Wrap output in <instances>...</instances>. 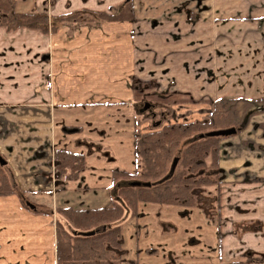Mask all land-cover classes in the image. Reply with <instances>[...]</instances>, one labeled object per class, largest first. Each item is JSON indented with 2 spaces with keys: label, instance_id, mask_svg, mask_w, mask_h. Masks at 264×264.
Listing matches in <instances>:
<instances>
[{
  "label": "crops",
  "instance_id": "1",
  "mask_svg": "<svg viewBox=\"0 0 264 264\" xmlns=\"http://www.w3.org/2000/svg\"><path fill=\"white\" fill-rule=\"evenodd\" d=\"M13 1L17 13L51 20L111 14L128 0ZM130 3L133 21L61 25L46 35L0 28V156L16 190L0 196V264H55L56 221L79 236L105 229L76 230L59 210L110 206L112 172L135 171L142 101L155 98L153 129L201 122L217 100L264 97V0ZM139 121L146 131L148 120ZM262 125L264 113L256 114L220 141L219 183L196 205L138 203L136 216L112 223L121 244L104 260L264 264ZM56 150L84 155L75 180L55 182Z\"/></svg>",
  "mask_w": 264,
  "mask_h": 264
},
{
  "label": "trees",
  "instance_id": "2",
  "mask_svg": "<svg viewBox=\"0 0 264 264\" xmlns=\"http://www.w3.org/2000/svg\"><path fill=\"white\" fill-rule=\"evenodd\" d=\"M84 14L72 13L48 20L42 14L17 13L13 0H0V28L6 32L26 28L46 35L54 33L61 25L134 20L130 0L111 14L92 13L89 18H85ZM259 113H264V97L257 100H217L213 103L212 112L201 122L160 125L149 132H139L140 121L134 119L135 171L132 174L117 170L112 172V188L116 191L110 206L91 210H59L63 221L76 230H94L100 226H105V229L93 235L79 236L56 221L55 264H120L119 261L104 260L110 250L121 244L119 229L111 227V224L122 223L126 216H136L138 203L196 205L197 196L219 183L218 144L224 138H194L219 129L242 130L248 120ZM83 169V154L54 151L53 177L56 183L75 180ZM130 180L147 182L149 187L114 189L117 183ZM14 193L16 190L10 187L4 166H0V196Z\"/></svg>",
  "mask_w": 264,
  "mask_h": 264
},
{
  "label": "water",
  "instance_id": "3",
  "mask_svg": "<svg viewBox=\"0 0 264 264\" xmlns=\"http://www.w3.org/2000/svg\"><path fill=\"white\" fill-rule=\"evenodd\" d=\"M147 107H148V105L145 104L144 108L146 109ZM236 132H237V130L234 128L219 129V130H214V131L205 132L203 134H199L194 139L212 138V137L227 138V137L235 135ZM4 165H5V161L0 156V166H4ZM120 187L145 188V187H149V183L140 182V181H136V180L123 181V182L117 183L115 185L114 189H117ZM27 206L30 209H34V207L32 205H30L29 203H27Z\"/></svg>",
  "mask_w": 264,
  "mask_h": 264
},
{
  "label": "rangeland",
  "instance_id": "4",
  "mask_svg": "<svg viewBox=\"0 0 264 264\" xmlns=\"http://www.w3.org/2000/svg\"><path fill=\"white\" fill-rule=\"evenodd\" d=\"M154 99L155 98H153L152 100H150V101H142L141 102V105L139 106V107H137V109L135 110V112H134V117H135V119H139V120H148V127H147V129H146V131H144L143 130V128H144V124H142L141 126L139 125L138 126V131L139 132H149L150 130H152L151 129V127H150V122H151V120H153L152 119V115H153V113H155V110L153 111L152 110V108H151V105H153L152 103L154 102ZM152 101V102H151ZM155 103H157V102H155ZM145 104H147L148 105V107L145 109L144 108V105ZM155 117V116H154ZM155 119H158V117H156V118H154V120ZM163 124H170L167 120L166 121H164V123ZM234 136V135H233ZM230 137H232V136H230ZM228 138V137H227ZM208 200V199H207ZM207 200H206V202H207ZM210 205H212V202L210 201ZM263 257H264V255H263Z\"/></svg>",
  "mask_w": 264,
  "mask_h": 264
}]
</instances>
